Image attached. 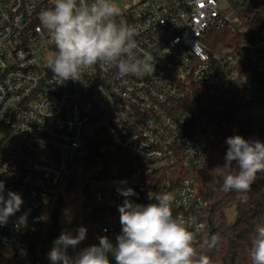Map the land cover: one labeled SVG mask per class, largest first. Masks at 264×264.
<instances>
[{"label": "built area", "instance_id": "obj_1", "mask_svg": "<svg viewBox=\"0 0 264 264\" xmlns=\"http://www.w3.org/2000/svg\"><path fill=\"white\" fill-rule=\"evenodd\" d=\"M115 2L117 20L136 30L137 56L153 54L154 69L119 77L114 65L97 63L80 80L57 84L45 59L55 45L38 19L52 0H0V131L16 136L0 140V181L23 199L0 225V264H50L53 240L62 231L75 234L63 212L78 194L87 203L76 212V229L88 205L118 209L125 198L119 189L131 187L128 199L142 204L173 194V215L202 231L212 205L198 169L223 164L230 135L264 142V0ZM215 31L229 36L220 49L209 39ZM215 96L218 104L200 122ZM98 146L140 165L116 180V164H87L96 150L105 152ZM29 227L39 233L34 244ZM93 227L115 244L119 213Z\"/></svg>", "mask_w": 264, "mask_h": 264}, {"label": "clouds", "instance_id": "obj_2", "mask_svg": "<svg viewBox=\"0 0 264 264\" xmlns=\"http://www.w3.org/2000/svg\"><path fill=\"white\" fill-rule=\"evenodd\" d=\"M119 15L115 0H52L39 12V23L55 45L45 58L55 83L80 80L82 72L97 63L114 65L119 77L142 78L154 69L155 56L147 52L137 56L136 30L119 22ZM225 144L223 164L214 168L222 180L219 188L234 191L245 202L257 174L264 172V142L234 134L225 139ZM119 192L125 198L118 205L121 231L115 244L107 236H100L97 244L70 256L68 249L85 239L86 228L79 226L74 235L62 231L47 252L50 264H110L109 254L115 264H210L194 249L188 225L173 215V194L159 192L152 202L142 204L128 199L135 195L131 187ZM22 203L21 194L5 190L0 181V225L7 223ZM24 221V215L19 217L20 223ZM214 242L212 237L208 247ZM249 257L250 264H264V213L253 225Z\"/></svg>", "mask_w": 264, "mask_h": 264}, {"label": "trees", "instance_id": "obj_3", "mask_svg": "<svg viewBox=\"0 0 264 264\" xmlns=\"http://www.w3.org/2000/svg\"><path fill=\"white\" fill-rule=\"evenodd\" d=\"M261 34L262 31L257 32L255 35ZM209 39L213 49H220L227 44L229 36L224 31H215L209 36ZM218 100L219 97L216 96L207 99V103L201 108L200 122L208 118V113L213 111L218 104ZM98 148L105 152L102 154L100 150H96L92 153L91 162L87 164L93 165L96 158L102 164H116L119 168V171L113 176L116 180L123 178L140 165L138 161L124 152H109L107 151L108 148H101V146H98ZM219 165L222 164L215 161L209 162L197 171L198 176L201 178L200 191L203 192L205 197L209 198L212 205V211L206 214V219L211 223L214 230L209 233L208 228L202 231L190 229L193 233V247L197 252L203 253L209 259L210 264H250L249 248L253 225L258 216L264 213V172L257 174L256 180L250 187L248 199L241 202L235 193L220 190L219 186L222 181H218L217 191L213 193V180L219 178L213 169ZM223 200L226 203L223 204ZM93 207L88 205L82 215L81 226L86 228L82 248L98 243L100 235L93 227L96 221H108L119 213L115 207ZM228 207L233 208L236 212L235 220L232 223L227 222L224 214L225 208ZM75 229L76 224L73 222L72 230H74V233ZM25 231L28 242L34 244V240L39 233L34 229L31 230L30 227ZM212 237H215V242L212 243L211 247H208V242L211 241Z\"/></svg>", "mask_w": 264, "mask_h": 264}, {"label": "rangeland", "instance_id": "obj_4", "mask_svg": "<svg viewBox=\"0 0 264 264\" xmlns=\"http://www.w3.org/2000/svg\"><path fill=\"white\" fill-rule=\"evenodd\" d=\"M2 138L14 141L16 136L10 134V133H4L0 131V140ZM87 203V200L85 197H83L81 194L77 195V199L72 203V205L65 206V211L63 212L65 218H70L73 226V222L76 224V217L77 213L80 212L81 207ZM224 214L227 218L228 223H232L235 220L236 212L233 208H225Z\"/></svg>", "mask_w": 264, "mask_h": 264}, {"label": "water", "instance_id": "obj_5", "mask_svg": "<svg viewBox=\"0 0 264 264\" xmlns=\"http://www.w3.org/2000/svg\"><path fill=\"white\" fill-rule=\"evenodd\" d=\"M207 226H208V232H209V233H212L214 229H213V226L211 225V223L208 222V223H207Z\"/></svg>", "mask_w": 264, "mask_h": 264}]
</instances>
